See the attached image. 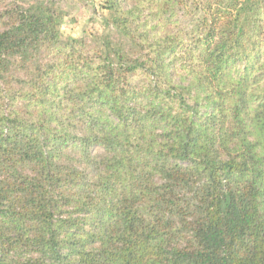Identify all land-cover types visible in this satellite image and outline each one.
I'll list each match as a JSON object with an SVG mask.
<instances>
[{"label":"trees","instance_id":"trees-1","mask_svg":"<svg viewBox=\"0 0 264 264\" xmlns=\"http://www.w3.org/2000/svg\"><path fill=\"white\" fill-rule=\"evenodd\" d=\"M103 7L0 0V264H264V0Z\"/></svg>","mask_w":264,"mask_h":264},{"label":"rangeland","instance_id":"rangeland-1","mask_svg":"<svg viewBox=\"0 0 264 264\" xmlns=\"http://www.w3.org/2000/svg\"><path fill=\"white\" fill-rule=\"evenodd\" d=\"M66 12L62 32L65 36L91 37L97 33H107V10L103 7L105 0H59ZM116 37V34H115Z\"/></svg>","mask_w":264,"mask_h":264}]
</instances>
